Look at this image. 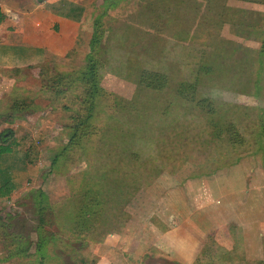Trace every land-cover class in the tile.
<instances>
[{
    "label": "rangeland",
    "instance_id": "1",
    "mask_svg": "<svg viewBox=\"0 0 264 264\" xmlns=\"http://www.w3.org/2000/svg\"><path fill=\"white\" fill-rule=\"evenodd\" d=\"M36 1L0 0V264H96L110 233L157 236L168 208L225 190L264 205V0H78L82 21L39 25Z\"/></svg>",
    "mask_w": 264,
    "mask_h": 264
},
{
    "label": "crops",
    "instance_id": "2",
    "mask_svg": "<svg viewBox=\"0 0 264 264\" xmlns=\"http://www.w3.org/2000/svg\"><path fill=\"white\" fill-rule=\"evenodd\" d=\"M38 1L42 2L38 3L37 7L42 12L45 9L46 15L39 18L32 12V23L37 24L40 19L46 22L53 19L60 24H75L85 18L86 7L81 1L65 0L83 6L79 19L65 17L55 12L58 10V3L64 0H37L36 2ZM13 43H9V46H13ZM198 182L207 183L204 179ZM253 186L252 184L251 187L235 193L225 190L224 199L212 200L205 197L197 205L196 199L194 204L190 200L186 204L180 202L181 213L178 209L168 208L166 212H163L164 214H161L162 220H167L164 224L166 229L157 236L145 230L136 233L134 229H130V226H125L123 231L112 232L105 238L109 250L98 253L96 264H162L152 259L154 252L158 255L162 254L174 264H197V261L203 260L206 254L212 257L216 264H234L237 262L235 258L238 254L243 259H263L264 216L261 218L258 213L259 208L264 205L260 204L262 201L260 194ZM174 204L179 205V201ZM172 221L173 225H171ZM230 222L240 228L242 246L239 250H235L233 246L235 241L227 229ZM213 230L215 232L212 250L203 249L206 236H210ZM99 248L100 246L97 245L93 250L100 251Z\"/></svg>",
    "mask_w": 264,
    "mask_h": 264
},
{
    "label": "trees",
    "instance_id": "3",
    "mask_svg": "<svg viewBox=\"0 0 264 264\" xmlns=\"http://www.w3.org/2000/svg\"><path fill=\"white\" fill-rule=\"evenodd\" d=\"M82 11H83V6L77 5V4H72V3L64 0V1H61V3H58V10L55 12H57V14H59V15L65 16V17H69L72 19H79L80 16L82 15ZM1 19H2V12L0 10V21H1ZM93 68H94V66H93L92 62H88L87 65H85L83 70L80 72V78L82 81L85 82V86L87 88V90L85 91L86 97L89 100H87V102H86L87 108H86L85 116L79 117V121L74 126V129L72 131L71 141H73V142L76 140V136L79 133V128L83 125L85 126L86 122L91 117V115H92L91 112H92V109L94 108V102H92V99L96 95L98 88H97L96 84H94L92 82V76L94 74ZM234 134H236L238 137H240V134L238 132H236L235 130H234ZM235 139H236V141L241 140L240 138L239 139L235 138ZM9 150H10V148L8 146L0 147V152H5V151H9ZM13 188H14V184L11 182V180H9L8 178L5 179L3 181V183L0 185V197L7 196ZM198 262L200 264V261H197V264H198ZM253 263L254 264H264V259L254 260ZM202 264H207V263L202 262Z\"/></svg>",
    "mask_w": 264,
    "mask_h": 264
}]
</instances>
